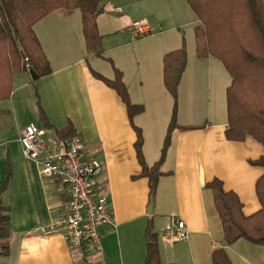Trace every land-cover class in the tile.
Segmentation results:
<instances>
[{
  "label": "crops",
  "instance_id": "1",
  "mask_svg": "<svg viewBox=\"0 0 264 264\" xmlns=\"http://www.w3.org/2000/svg\"><path fill=\"white\" fill-rule=\"evenodd\" d=\"M100 1L103 13L96 25L101 57L86 51L78 10L51 12L33 26L50 73L36 81L27 70L16 74L10 96L0 100V187L8 180L1 198L10 208L11 229L9 254L0 261L88 264L52 227L66 201L63 188L43 178L39 166L23 155L20 132L32 123L46 131L47 147L70 128L84 141L87 156L102 163L95 191L107 196L113 224L100 229L101 251L87 255L92 264H144V231L150 219L162 264H212L211 253L217 248L224 249L231 264H264V246L242 239L223 243L212 192L206 187L220 180L226 192L237 195L246 217L261 209L255 184L264 171L250 161L263 156L264 149L251 137L243 142L226 140L225 91L230 79L213 57L197 59L188 51L178 88L177 124L190 129L173 131L161 166L164 175L153 194V213L147 214L149 184L146 178H137L136 134L125 105L92 71L107 79L113 78L114 68L122 73L131 103L143 106L133 122L142 133L145 162L153 165L160 157L173 106L163 85L162 59L181 44L177 25L161 32L166 26L162 13L173 8L172 15L180 17L187 8L181 0ZM138 22L161 30L134 39L129 30ZM192 23L195 27L197 18ZM170 30L175 36L167 34ZM38 106L49 128L41 125ZM171 220L185 224V241L164 238Z\"/></svg>",
  "mask_w": 264,
  "mask_h": 264
},
{
  "label": "trees",
  "instance_id": "2",
  "mask_svg": "<svg viewBox=\"0 0 264 264\" xmlns=\"http://www.w3.org/2000/svg\"><path fill=\"white\" fill-rule=\"evenodd\" d=\"M195 14L198 24L193 29L197 59L213 57L221 62L230 77L225 91L229 142H243L251 137L264 149V0H185ZM78 10L87 53L102 56L101 36L96 19L103 13L100 0H0V100L7 99L12 91L16 74L33 71L37 79L50 73L49 63L33 30V26L54 11ZM28 66V68H27ZM187 66L185 40L181 46L168 52L162 59L163 85L173 99L171 118L162 143L160 157L151 166L143 156L141 130L134 118L143 112L142 105L132 104L122 73L114 68V76L107 79L92 71V75L114 90L125 105L131 127L135 131L134 150L140 174L146 178L150 194L156 191L159 178L164 175L161 166L165 161L174 130H187L177 124L178 88ZM38 119L49 128L42 108L38 106ZM68 128L58 138L73 135ZM250 164L263 168L264 155ZM6 180L0 187V260L9 254L11 239L10 208L2 202L7 188ZM211 192L213 205L219 217L223 243L231 245L245 240L252 245L264 246V172L255 184V193L261 209L244 216L242 205L233 192H226L222 182L214 179L206 185ZM144 264H162L159 258L158 236L150 219L144 231ZM88 264H92L87 259ZM212 264H231L223 248L211 253ZM0 264H5L0 261Z\"/></svg>",
  "mask_w": 264,
  "mask_h": 264
},
{
  "label": "built area",
  "instance_id": "3",
  "mask_svg": "<svg viewBox=\"0 0 264 264\" xmlns=\"http://www.w3.org/2000/svg\"><path fill=\"white\" fill-rule=\"evenodd\" d=\"M160 30L161 26L155 30L147 23L138 22L129 32L134 39H140ZM45 136L43 128L31 123L21 130L19 142L25 158L39 166L40 175L64 190L66 201L52 227L81 256L99 253L100 229L113 224L107 196L95 191V179L102 172V163L87 156L84 141L78 134L57 137L51 147L46 146ZM187 234L182 221L171 220L164 238L185 241Z\"/></svg>",
  "mask_w": 264,
  "mask_h": 264
},
{
  "label": "rangeland",
  "instance_id": "4",
  "mask_svg": "<svg viewBox=\"0 0 264 264\" xmlns=\"http://www.w3.org/2000/svg\"><path fill=\"white\" fill-rule=\"evenodd\" d=\"M181 2H182V4H184L183 6H186L184 8H187L186 9L187 14H184L183 13V14H181L180 17L173 16L172 15L173 8L172 9H169V12L168 13L167 12H163L162 15L166 18V26H163L165 28L162 27V31L161 32H165L166 30H169L168 27H172V26L177 25V27L179 28V30L177 31L178 32L177 33L178 34L177 37H178V39L179 38L182 39V35L184 36L185 49H186L187 60H188L189 59V53H188V51L190 52L192 50L194 52V55H195V41H194V36H193V27H194V24L192 23V21L196 18V16L191 12V10L188 8V6L186 5V3H184V0H181ZM138 9L140 10L139 5H138ZM138 12L139 11H137V13ZM144 12H145V9H144ZM147 17H149V19H152L153 20V18L150 17V14H149V16L147 14ZM167 34L170 35V36H175L176 33L170 30V31H167ZM180 46H181V44H180ZM218 64L220 65V62H218ZM220 66H222V65H220ZM222 69H223V67H222ZM226 74H227L228 78L230 79L229 74L228 73H226ZM205 79H206V77L204 78V84H205ZM199 83L201 84V81L200 80H199L198 84ZM178 92H179V89H178ZM49 138H51V137H49ZM49 145H52V142Z\"/></svg>",
  "mask_w": 264,
  "mask_h": 264
},
{
  "label": "water",
  "instance_id": "5",
  "mask_svg": "<svg viewBox=\"0 0 264 264\" xmlns=\"http://www.w3.org/2000/svg\"><path fill=\"white\" fill-rule=\"evenodd\" d=\"M29 75L32 81H36L37 80V76L35 75V73L33 71H29ZM153 213V195H150L149 197V204L147 207V214L148 215H152Z\"/></svg>",
  "mask_w": 264,
  "mask_h": 264
}]
</instances>
